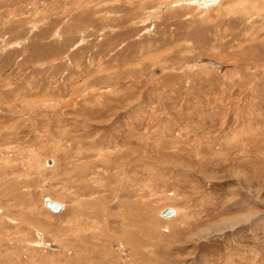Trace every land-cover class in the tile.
Here are the masks:
<instances>
[{"label":"rangeland","instance_id":"obj_1","mask_svg":"<svg viewBox=\"0 0 264 264\" xmlns=\"http://www.w3.org/2000/svg\"><path fill=\"white\" fill-rule=\"evenodd\" d=\"M0 264H264V0H0Z\"/></svg>","mask_w":264,"mask_h":264},{"label":"water","instance_id":"obj_2","mask_svg":"<svg viewBox=\"0 0 264 264\" xmlns=\"http://www.w3.org/2000/svg\"><path fill=\"white\" fill-rule=\"evenodd\" d=\"M46 205L50 208V209H52V210H54V211H56V212H59L60 210H61V206H60V204H58L57 202H54V201H47V203H46ZM163 214L165 215V216H172V209H167V210H165L164 212H163Z\"/></svg>","mask_w":264,"mask_h":264},{"label":"bare ground","instance_id":"obj_3","mask_svg":"<svg viewBox=\"0 0 264 264\" xmlns=\"http://www.w3.org/2000/svg\"><path fill=\"white\" fill-rule=\"evenodd\" d=\"M254 1V0H253ZM244 4V3H243ZM251 4V3H250ZM250 13V12H249ZM41 102V101H40ZM8 186V185H7ZM55 202V201H54ZM59 204V203H58ZM61 207V209H62V205H60ZM54 211V210H53ZM61 211V210H60ZM59 211V212H60ZM176 211V214H177V210H175ZM54 212H56V211H54ZM163 216H165L163 213H161ZM174 216V213H173V210H172V216H165V217H168V218H170V217H173ZM100 230V229H99Z\"/></svg>","mask_w":264,"mask_h":264}]
</instances>
